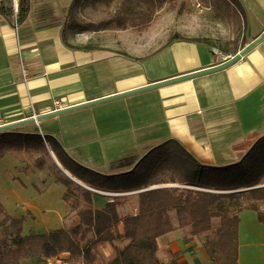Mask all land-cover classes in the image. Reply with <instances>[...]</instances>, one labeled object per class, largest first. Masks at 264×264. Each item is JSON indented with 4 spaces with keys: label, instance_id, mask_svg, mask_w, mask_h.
Here are the masks:
<instances>
[{
    "label": "crops",
    "instance_id": "0c3cea01",
    "mask_svg": "<svg viewBox=\"0 0 264 264\" xmlns=\"http://www.w3.org/2000/svg\"><path fill=\"white\" fill-rule=\"evenodd\" d=\"M122 1L112 0L105 4L103 0H89L79 7V14H101L110 7L113 15ZM241 1L247 5L249 0ZM251 1L253 7L264 12V0ZM72 2L32 0L30 14L22 25H10L0 17V118L3 125L63 110L14 128L22 133L52 135L63 144L71 127L62 122L68 121L67 117L88 109V106L122 99L132 104H147L146 112L139 115L135 111L140 107L133 109L135 117L145 121L141 125L145 130L143 135L151 136L148 144L143 145L144 154L157 143L173 139L207 165H226L239 159L244 151L241 142L248 137L247 133L263 128L259 119L260 111L264 110V37L250 47L264 35V19L257 18L256 9L244 8L242 20L245 21L246 39L236 46V53L235 47L224 51L210 39L208 42L175 40L169 44L166 41L164 44L167 45L162 49L171 50L168 55L173 69H167L159 76H149L148 68L142 66L143 59L159 50L138 54L135 40L128 42V37L125 39L128 41L122 42V33L131 28L133 32L134 27L93 31L95 35H90L93 38L90 41L81 37L83 32H70L68 41L79 47L67 45L63 30ZM17 5L18 0H15L16 8ZM104 32H111L112 39H104ZM153 43L149 40L139 46L151 47ZM86 45L90 47L84 48ZM239 54L241 56L234 59ZM107 80H112L113 85L105 86ZM99 99L102 100L94 102ZM73 106L77 107L66 110ZM248 126L246 130L244 127ZM78 130L82 129L78 127ZM48 148L55 163L67 170L50 144ZM139 159L134 162L113 160L109 170L100 171L105 174L126 172L131 162L133 167ZM176 183L166 182L161 186L198 188ZM142 190L122 192L132 195ZM171 215L177 226L175 212ZM178 233L182 234L183 248ZM204 239V235H192L189 227H176L158 238V258L163 264H200L197 255L200 251L204 260L213 262L204 248ZM259 246L260 253L255 254L252 264H264V240ZM242 248L239 238V264H248L241 258ZM187 253L192 254V262ZM26 262L35 264L31 260H25L23 264Z\"/></svg>",
    "mask_w": 264,
    "mask_h": 264
},
{
    "label": "trees",
    "instance_id": "16d2710c",
    "mask_svg": "<svg viewBox=\"0 0 264 264\" xmlns=\"http://www.w3.org/2000/svg\"><path fill=\"white\" fill-rule=\"evenodd\" d=\"M87 1L89 0H73L65 17L63 40L71 47L79 46L68 41L70 32L142 26L150 23L153 13L170 0H123L111 17L97 23L84 21L79 15V7ZM111 1L103 0L105 4ZM215 3L223 10L219 0H212V4ZM31 8L32 0H18L17 8L15 0H0V17L10 25H22ZM175 40L209 41L204 37L190 38L174 33L167 44ZM233 41L230 43L235 47L233 50L236 53L238 49ZM88 47L90 45L84 46L86 49ZM230 47H222V50H230ZM11 132L23 137V144L26 145L23 148L29 150L28 144L35 140L36 148L31 150L45 151L50 160L49 165L46 164V157H37L36 166L48 167L55 180L65 185L63 198L69 208L76 212L77 220L70 226L25 234L22 218L9 214L0 201V264H23L25 260L44 264L47 258L59 255H64L73 264H98L99 249L106 243L114 246V254L107 264H163L157 255L158 238L176 227H189L192 235H204V248L215 264H239L240 213L244 209H253L257 212L258 219L264 223V186L227 192L255 187L260 183L264 175V131L253 144L244 149L239 159L226 165L204 164L180 142L172 139L152 147L132 171L116 174H105L83 165L68 155L55 137L46 135L44 140L50 144L63 166L91 189L83 187L63 173L45 147L41 134L5 131L0 132V137ZM3 144L5 143L1 137L0 147ZM152 153L157 158L153 160V156L150 157L153 160L150 166L145 165L144 161ZM153 163L156 164L152 167ZM139 166H142V171L138 175L136 173L135 177H130L129 174ZM152 168L158 170L156 175ZM162 173H169V179L161 177L156 180ZM127 174L128 180L123 183L128 187L118 180L120 178L124 181ZM166 182H178L198 188L158 186L146 189ZM141 189L143 190L133 194L135 198L129 202V211H125L122 206L123 199L127 197L125 195L109 199L103 207H97L94 203V195L101 191ZM244 199L247 200L246 203L243 202ZM172 212L177 217V226L172 222Z\"/></svg>",
    "mask_w": 264,
    "mask_h": 264
},
{
    "label": "rangeland",
    "instance_id": "374dc122",
    "mask_svg": "<svg viewBox=\"0 0 264 264\" xmlns=\"http://www.w3.org/2000/svg\"><path fill=\"white\" fill-rule=\"evenodd\" d=\"M251 2L249 0L248 4L244 5L241 0H219L223 9L221 10L217 7L216 3L212 4V0H170L153 13L150 23L142 26L137 25L133 28V32L131 28V31L122 33V42L128 41L125 40L128 37V42L135 40L138 45L136 47L138 54H145V51H152L153 53L159 50L157 54H152L147 58L144 57V63H142L143 67L148 68L146 72L149 76H159L160 74H164L167 69H173L170 55H168L171 53V50L162 48L166 47L167 44L164 43L174 33H180L190 38H198L205 35L213 44H218L220 47H228L229 45V47L231 46L230 48L234 47L230 43L231 41L234 40L233 42L236 43L234 45H238L243 39L245 40L246 33L244 30L246 26L245 21L242 20V14L245 13L244 8L248 10V6L252 10L256 9L252 6L253 3ZM256 11L259 16L256 17L263 21L264 12L260 9L258 10V8ZM80 16L84 21L91 20L97 23L111 17L112 14L110 13V7L109 9L107 7L101 14H83ZM127 28H130V26ZM92 33L93 31H84L80 35H82L83 39L90 41L93 40V38H90V35H95ZM103 36L104 39L111 40L113 34L111 32H104ZM149 40L154 42L151 46L152 48L139 46L141 42ZM165 58L168 59L165 60ZM142 66L138 67V69L142 68ZM105 82V86L109 84L113 85L112 80ZM101 100L99 99L94 102ZM115 101L111 100L103 104L88 106V109L67 117L69 118L68 121H62L68 124V126L71 125L68 129L69 133L65 134L66 141L62 144V146L66 147L67 154L83 165H87V167H92L98 171L101 169L109 170V166H111L113 160L122 159L134 162L142 155L144 157L145 149H143V145L148 144L151 138L148 134L143 135L145 130L142 129L141 125L145 124V121L137 119L133 111L136 106H139L140 109L135 111L137 115L143 113L144 110L146 112L147 104L142 106L141 102L132 104V102L128 103L126 102L127 100L122 99ZM262 106L264 108V101ZM129 110L131 111L130 114ZM132 114L133 119H131ZM260 115L259 125L262 123L263 128L247 133L246 136L248 137H245L241 142L243 149H246L251 143L253 144V141L260 136L257 134L264 131V110L260 111ZM250 120L254 121L253 117ZM108 122L111 123L108 124ZM78 127L82 130L79 131ZM244 128L248 130L249 126ZM72 132L73 138L71 137ZM1 137L5 144L0 147V201L9 214L22 218L23 233L27 234L32 231L43 233L61 228L64 225H73L77 220V214L69 208L63 198L65 185L55 180L53 172L48 167L36 166L35 158L46 157L45 151L42 149L31 150V148H36L37 144H35V140H29L31 143L28 144L30 145L29 150L26 147L23 148V145H25L23 144V137L13 134V132L4 134ZM42 139L44 140V136H42ZM29 141L26 142L29 143ZM44 144L49 149V144L46 140H44ZM154 154L152 153L149 159L147 158L148 161H144L145 165L150 166V162L157 158V155ZM152 156L153 160L150 158ZM45 159L47 160L46 164L49 165L50 160L48 157ZM136 164L132 167L131 162V166L127 172L132 171ZM155 164L153 163L152 167ZM112 169L113 167L110 168V170ZM152 170L153 174L156 175L158 170L153 168ZM139 171H142V166H139L136 171L130 173V177H135ZM100 172L103 173L104 171ZM169 176V173L165 175L162 173L161 176H158L160 178L156 180L161 179V177L169 179ZM125 177L124 181L119 178V182L123 183L128 180V174ZM259 182L258 185H264V175ZM83 184L88 186L86 183ZM163 184L160 183L152 186H161ZM176 185L181 184L177 182ZM123 186L128 187L129 185L123 183ZM101 192L104 194L97 193L93 197L97 207L105 206L111 198L117 196L124 197L126 194L127 197L123 199L122 206L125 207V211H129V202L134 199L133 194L129 195V193L122 191ZM243 202L246 203L247 200L244 199ZM262 209L264 211V203H262ZM240 218L239 238L243 244L241 258L246 263L252 264L253 262L255 263L254 256L257 252L260 253L259 245L264 240V223L258 219L257 212L253 209L242 210ZM178 237L179 243L183 248L184 241L182 234L178 233ZM99 252L100 260L98 264H107V261L114 254V246L106 243L100 247ZM197 255L202 262L200 264H215L214 262L204 260L203 252L199 251ZM186 256L192 262V254L187 253ZM25 264L29 263L26 262Z\"/></svg>",
    "mask_w": 264,
    "mask_h": 264
},
{
    "label": "water",
    "instance_id": "95a60500",
    "mask_svg": "<svg viewBox=\"0 0 264 264\" xmlns=\"http://www.w3.org/2000/svg\"><path fill=\"white\" fill-rule=\"evenodd\" d=\"M263 36L259 37L255 42H253L250 47H252L253 45H255L258 41L261 40V38H263ZM241 55H237L234 59H238ZM137 90H141V89H137ZM78 106H82V105H78ZM77 106H73V107H69L67 108L66 110H69L71 108H75ZM63 110H60V111H53V112H50V113H46V114H42V115H38L36 117H31L29 119H25V120H22V121H17V122H13V123H8V124H4V125H1L0 126V132H5V131H15V127L21 125V124H24V123H27V122H30V121H36V120H40L42 119L43 117H46V116H49V115H55L59 112H62ZM60 167V165H59ZM61 170L63 171V173L65 175H67L70 179H72L73 181H75L76 183L82 185L83 187L85 188H88V189H91L90 187L86 186L85 184H83L82 182H80L79 180H77L74 176H72L67 170H65L64 168L60 167ZM261 186H264V185H257L255 187H250V188H243V189H237V190H234V191H227V192H236V191H243V190H248V189H252V188H256V187H261ZM151 188H154V187H151Z\"/></svg>",
    "mask_w": 264,
    "mask_h": 264
},
{
    "label": "built area",
    "instance_id": "2783aa9c",
    "mask_svg": "<svg viewBox=\"0 0 264 264\" xmlns=\"http://www.w3.org/2000/svg\"><path fill=\"white\" fill-rule=\"evenodd\" d=\"M59 103V102H56ZM2 124V119L0 118V126ZM44 264H73L68 258H66L64 255L49 257L46 259Z\"/></svg>",
    "mask_w": 264,
    "mask_h": 264
}]
</instances>
